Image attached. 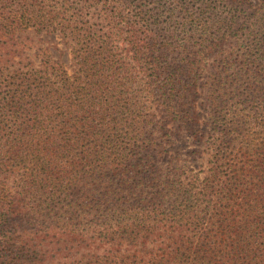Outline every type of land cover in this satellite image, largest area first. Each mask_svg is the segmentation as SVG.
<instances>
[{
    "label": "trees",
    "instance_id": "trees-1",
    "mask_svg": "<svg viewBox=\"0 0 264 264\" xmlns=\"http://www.w3.org/2000/svg\"><path fill=\"white\" fill-rule=\"evenodd\" d=\"M31 27L76 69L48 56L1 100L0 242L35 221L69 252L108 244L87 264H264V0H0V61ZM182 131L199 172L159 165Z\"/></svg>",
    "mask_w": 264,
    "mask_h": 264
},
{
    "label": "rangeland",
    "instance_id": "rangeland-1",
    "mask_svg": "<svg viewBox=\"0 0 264 264\" xmlns=\"http://www.w3.org/2000/svg\"><path fill=\"white\" fill-rule=\"evenodd\" d=\"M86 20H88V18H86ZM89 22H92V20L90 19ZM4 39L5 38H1L2 42L0 45L3 60H6L7 56L5 54L8 48L6 47ZM14 39L18 42V46L12 47L13 51H18L15 48H19V50H22L23 55L20 56L16 54L12 59L0 61V144L5 143L7 148L13 144V140L17 138V134L16 131H14L16 126L12 121L10 122L12 110L7 109L1 102L3 97L12 96L15 90L18 91L19 95V90L23 88L22 83H24L22 77L26 76V74L31 71V68L39 69L41 66L40 61L48 56L53 60L62 62L68 72L72 73L73 70L76 69V65L72 60L71 45L66 43L65 38L59 32L38 31L31 27L18 31L14 35ZM29 58L33 63L28 61ZM136 86L137 83L133 85V87ZM126 97L132 99L136 97L139 102L152 106V109L156 112L155 115L157 118L162 114V111L156 103L149 102L148 98L150 97H148V95L143 94V96ZM198 107L203 112V116H205L206 112L203 110L204 106L198 105ZM147 110L151 111L149 108H147ZM173 124L174 122H171L168 126H172ZM172 139L174 141L168 144V151L158 156L159 165L161 167H166L169 165V159H171L173 163L177 162L179 166H182L184 170L190 174L199 172L201 167L197 164V160H193L188 153V149L195 146L193 139L185 134L184 131L181 132V136H172ZM4 155H7V153H0V160L6 159ZM23 169L24 168L20 169V172H23ZM22 178H24L22 174L20 177L12 176L9 179V184H16ZM11 224V226L6 228V232L13 239L8 242L1 240L0 264H87V262L82 261L81 258L88 252L96 254L101 258L108 255L104 252L108 244L98 246L96 242L90 247L81 246L69 252L65 249L62 238H59L60 235L55 234V230L46 232L48 228L43 224L35 221L25 223L20 220L18 222H12ZM24 224H26V226H24ZM43 234L44 236H41ZM32 236L39 237L29 240ZM6 238L7 237H4L3 240ZM27 241L41 242L42 245H27L25 248L21 249L22 244ZM28 248L36 249L38 253L31 254ZM27 252L32 256L27 255Z\"/></svg>",
    "mask_w": 264,
    "mask_h": 264
}]
</instances>
